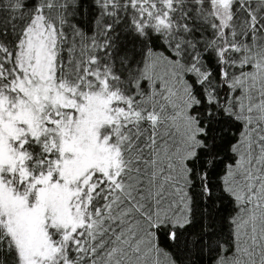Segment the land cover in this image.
<instances>
[{
  "label": "snow or ice",
  "instance_id": "snow-or-ice-1",
  "mask_svg": "<svg viewBox=\"0 0 264 264\" xmlns=\"http://www.w3.org/2000/svg\"><path fill=\"white\" fill-rule=\"evenodd\" d=\"M0 264H264V0H0Z\"/></svg>",
  "mask_w": 264,
  "mask_h": 264
}]
</instances>
